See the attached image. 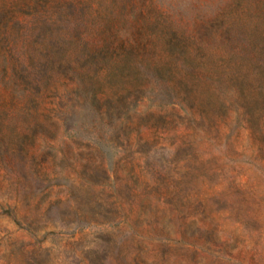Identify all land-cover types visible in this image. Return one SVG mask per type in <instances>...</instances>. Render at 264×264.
Instances as JSON below:
<instances>
[{
  "label": "rangeland",
  "instance_id": "1",
  "mask_svg": "<svg viewBox=\"0 0 264 264\" xmlns=\"http://www.w3.org/2000/svg\"><path fill=\"white\" fill-rule=\"evenodd\" d=\"M0 264H264V0H0Z\"/></svg>",
  "mask_w": 264,
  "mask_h": 264
}]
</instances>
